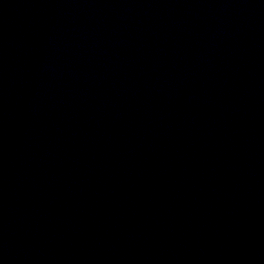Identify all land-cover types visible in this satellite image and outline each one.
Instances as JSON below:
<instances>
[{
    "label": "water",
    "instance_id": "1",
    "mask_svg": "<svg viewBox=\"0 0 264 264\" xmlns=\"http://www.w3.org/2000/svg\"><path fill=\"white\" fill-rule=\"evenodd\" d=\"M0 264H264V0H0Z\"/></svg>",
    "mask_w": 264,
    "mask_h": 264
}]
</instances>
